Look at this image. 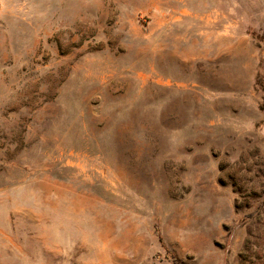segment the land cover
<instances>
[{"label": "rangeland", "instance_id": "374dc122", "mask_svg": "<svg viewBox=\"0 0 264 264\" xmlns=\"http://www.w3.org/2000/svg\"><path fill=\"white\" fill-rule=\"evenodd\" d=\"M0 264H264V0H0Z\"/></svg>", "mask_w": 264, "mask_h": 264}]
</instances>
